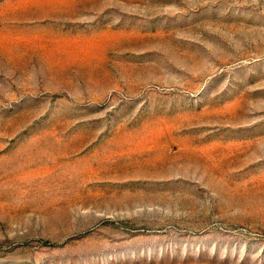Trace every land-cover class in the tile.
Returning <instances> with one entry per match:
<instances>
[{"label":"rangeland","instance_id":"374dc122","mask_svg":"<svg viewBox=\"0 0 264 264\" xmlns=\"http://www.w3.org/2000/svg\"><path fill=\"white\" fill-rule=\"evenodd\" d=\"M0 264H264V0H0Z\"/></svg>","mask_w":264,"mask_h":264}]
</instances>
